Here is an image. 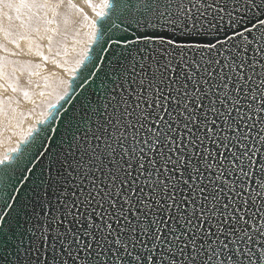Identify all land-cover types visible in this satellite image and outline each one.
Returning a JSON list of instances; mask_svg holds the SVG:
<instances>
[{"label": "snow or ice", "instance_id": "snow-or-ice-1", "mask_svg": "<svg viewBox=\"0 0 264 264\" xmlns=\"http://www.w3.org/2000/svg\"><path fill=\"white\" fill-rule=\"evenodd\" d=\"M103 6L91 67L0 158V264H264V0Z\"/></svg>", "mask_w": 264, "mask_h": 264}, {"label": "rangeland", "instance_id": "rangeland-1", "mask_svg": "<svg viewBox=\"0 0 264 264\" xmlns=\"http://www.w3.org/2000/svg\"><path fill=\"white\" fill-rule=\"evenodd\" d=\"M14 1L16 3H19V0H14ZM50 1L53 4V6L50 7V10H49L48 13L50 15L51 13H53V11L55 12V14L52 17H48L47 18V15H48L47 11L48 10L45 9V6H44L45 3H46L45 0H37V2L35 4H33L34 11H32L29 14V17H28V14H27L26 10H24L22 8L20 9L19 12H17L15 10L16 11L15 16L19 17L18 19H16V21L17 22L21 21L22 24L25 25L24 32L18 31V30L16 31L14 28H9L8 31H6L7 30V27H5L4 25L1 26L2 23L0 24V30H1L0 33L4 32V35H5V33L7 32L6 38L3 39L4 40L3 43L7 42V43L11 44L12 47L14 48L13 50H12V47L11 46L0 48V52L3 53L2 54L3 57L4 58L6 57L7 60L8 59H11L12 60V61L11 60H8V64L9 65L10 64L12 65V69L10 71H7V72L5 70H4L3 73L1 72L3 78H5L6 80L5 79H3V80L0 79V86H1L0 87V90L2 89L0 91V145L1 146L5 145L6 143H8L10 141H18L19 142V140H20L18 138L19 136L22 137L21 140L23 141L24 138L29 135V132H27L25 134V131L23 130L22 126L23 127L25 126L24 122L26 121L27 118L30 117V114L29 113H23V112H18L17 114H14V109L16 107L17 108L18 107H21L22 106V103H24L26 101V100L24 101V99H27V98H31L30 99L31 104H33V105L36 106L37 99H36V97L33 94H31V91L30 90L27 91V93H28L27 96L24 95V93L26 91L22 92V94H17L16 96H14V94H11L10 92L15 93V91H16V85H17L18 81H21V77H18L19 76L18 72L21 73V75H25L27 77V79L29 80L30 73H32L34 69H36L37 67H39L38 64H36V63L33 62L34 59L37 57L38 54L35 55L33 53H39V56L38 57L39 58L42 57V56L40 57V55H41V49H40L41 48V45L39 43V41H41V37H40V36H42L41 34L42 33H44V34L46 33L47 34L46 36H48L49 38L51 37L50 38V40H51L53 38V36H52L53 34H51L52 31L50 32L48 30L49 27H50L49 23H51L53 26L55 25L56 26V29L58 30V33H59V27L57 25V21L59 19L61 20V24L63 26L64 25H67V27H69L71 29L70 33H68L64 37V39H63L64 42H63L62 45H64V47L63 48L62 47L59 48V50L61 49L59 51L60 52V54H59L60 56L57 57V58H53V59H49L48 60V61H50L52 63H56V62H58V60H60L62 58V56H63V54H64V52L66 51L67 48H69V47L72 46L76 50H78V48L76 47V45L79 43L78 42V39L81 38L80 37L81 32H84L85 31V28H86L85 26H88L87 21H89L90 19H88V17H87L86 14H84L83 16L78 15V17H70L71 13L74 12V9L71 6V3L70 2H64L65 3L64 5H63V3H59L62 6V7L59 8L60 5L57 4L58 3V0H50ZM28 2L31 3V0H28ZM54 3H56V6L58 7L57 9H55L56 6H55ZM103 4H104V1H102V0H98V1L97 0H90V6L94 10L97 11V14L98 13H101L102 14L104 12L105 7L103 6ZM65 7H68L69 8V12H68V15L66 17L62 18L59 15L58 9H61V8H64L65 9ZM79 9H80V7H79ZM56 10H57V12H56ZM61 24H59V26H61ZM92 27H94V28H92V31H93L92 33L94 34V32H95L94 31L95 30L94 23H93V26ZM2 28H3V30H2ZM47 32H49V33H47ZM23 33L26 36H28V39L30 40L29 45L32 48V53H31V50H29V51H27V54H26V50L24 51L23 49H21V46L24 45V43H22V45L20 44L23 41V38H19V37ZM38 36H39V38H38ZM77 37H79V38H77ZM18 39H19V42H18ZM37 39L38 40L40 39V40L38 41ZM0 40H2L1 39V36H0ZM17 42H18V46L19 47L16 46L17 45ZM85 50L87 51L88 48H86ZM85 52L83 54H81V56H80L81 59H82V57L83 58L85 57ZM24 54H26V55H24ZM27 55H28V57H27ZM29 56L34 57V58H32L33 61H30V57ZM48 61L45 59V57H43L42 59H40L39 61H37V63L38 62L39 63H43V62H48ZM14 62H16V63H14ZM69 64H71V63H69ZM2 65H4V63L3 64H0V67L1 68H2ZM64 65L65 66L67 65L65 63V61H64ZM66 68H68V67H65V69ZM40 69H42V68L40 67ZM13 71L14 72L17 71V72L14 73ZM72 75H73V73L67 74V77L70 78ZM16 77H18V78H16ZM47 77L49 79V76H47ZM48 79H46V76L43 75L37 81V83L43 82V84H46V83L49 84L47 82ZM54 81H52V82H54ZM67 81H68V78H67ZM67 81L65 82L66 86L68 85V82ZM42 86H44V85H42ZM66 86H64L63 90L61 91L62 92L61 94H60V92H58L55 97L53 95L51 96V98H52L51 100L52 101L49 100L50 102H48V105L46 106V109H48L52 105L56 104V102L65 94V92H66V88L65 87ZM8 87H9V89H8ZM14 87H15V90H13ZM6 91L7 92L10 91V92L6 93ZM46 95H47V93H46ZM31 96H33V97H31ZM12 104H13V106H12ZM15 104H17V105H15ZM37 117L38 118H36L32 122V124L30 125V128H32V127L35 128L36 125H37L36 124L37 121H39V120L42 121V120H44L47 117L46 110H44L43 113H41ZM34 122H36V123H34ZM1 133H2V135H1ZM17 146L18 145H15L14 147L12 146L13 148L10 147L9 150L12 151ZM0 158H2V156H0Z\"/></svg>", "mask_w": 264, "mask_h": 264}, {"label": "bare ground", "instance_id": "bare-ground-1", "mask_svg": "<svg viewBox=\"0 0 264 264\" xmlns=\"http://www.w3.org/2000/svg\"><path fill=\"white\" fill-rule=\"evenodd\" d=\"M102 1H104V0H102ZM64 2H69V1L68 0H65ZM64 2H63V5L65 4ZM70 3H71V6L74 9V12L71 13L70 17H78V15L83 16L84 14H86L87 17H88V19H90L89 21H87L88 26H85L86 27L85 28V31L84 32H81V35H80L81 38L78 39V42L79 43L77 42L78 44L77 43H76L77 45L75 44L76 47L78 48V50H76L74 47L71 46V47H69V48L66 49V51L64 52L62 58L60 60H58V62L52 63V62L48 61L49 59L57 58V57L60 56L59 55L60 54L59 51L61 49L59 50V48H61V47L63 48L64 47V45H62L63 42H64L63 39L71 31V29L69 27H67V25H64L63 26L61 24V20L60 19L57 21V25L59 27V33H58V30L56 29V26L55 25L53 26L51 23H49L50 27H49L48 30L50 32L52 31L51 34H53L52 35L53 38L50 40L51 37L49 38L48 36H46L47 35L46 33L45 34L42 33L41 34L42 36H40L41 37V41H39L40 39L39 40L37 39L39 41L40 45H41V48H40L41 49V55H40V57L41 56L42 57H45L48 62H43V63H39L38 62L37 63V61H39L40 59H42V57L39 58L38 57L39 56L38 53H33L35 55L38 54L37 55L38 58L36 57L34 59V61H33L32 58H34V57H31L33 55L32 54L31 56H29L30 57V61H33L34 63L38 64L39 67L36 66L37 68L34 69L32 73H30L29 80L27 79V77L25 75H21V73L18 72V74H19L18 77H21V81H18V83L16 85V91H15V93H12V92L8 91L11 94H14V96H16L17 94H22V92H24V91L27 92V91L30 90L31 91V94H33L36 97V99H37L36 106L33 105V104H31V102H30V99L31 98H27V99H24V101L25 100L26 101L25 102L23 101L24 103H22V106L21 107H18V108L16 107L14 109V114H17L18 112H23V113H29L30 114V117L27 118L26 121L24 122L25 126L24 127L22 126L23 130L25 131V134L28 132V129L30 128V125L32 124V122L36 118H38L37 116H39L41 113H43L44 110H46V114L48 113V109L49 108L46 109V106L48 105V102L52 101L51 100L52 99L51 96L53 95L55 97L58 92H60V94L62 93L61 91L63 90L64 86H66L65 82L67 81V78L69 80V77H67V74L74 73V71L76 70V68L78 67V65L84 59L83 57L81 59V57H80L81 54H83L86 51L85 50L86 48H89V45H91V43L93 41V33H92L93 31H92V28H94V27H92V26H93V23H95L96 17L99 16V15H97V11L94 10L90 6V0H70ZM54 4L56 6V3H54ZM57 4H59V3H57ZM44 6H45V9L48 10L47 11V13H48L49 10H50V7H52L53 4L51 3L50 0H48V2H46ZM60 7H62V6L60 5L59 8ZM79 7H80V9H79ZM57 8L58 7L56 6L55 9H57ZM22 9L26 10V12L28 14V17H29V14L32 11H34V7L33 6L30 9L27 8V7H24ZM58 11H59V15L62 18H64V17H66L68 15L69 8L68 7H65V9L64 8H61V9H58ZM56 12H57V10H56ZM15 13H16V11H15L14 8L13 9H9L6 4L0 3V24L2 23L1 26L4 25L5 27H7V30L6 31H8L9 28H14L16 31L18 30V31L24 32L25 25L22 24L21 21H19V22L16 21L17 16H15ZM54 14H55L54 11L50 15L48 13L47 18L48 17H52ZM9 16L12 17L11 20H9ZM59 24H61V26H59ZM2 30H3V28H2ZM47 33H49V32H47ZM6 35H7V32L5 33V35H4V32L0 33V36H1V39H2V40H0V48H2V47H8V46H11L12 47V45L9 44V43H7V42L3 43V41H4L3 39L6 38ZM19 38H23V41L20 44L22 45V43H24V45L21 46V49H23L24 51L26 50V54H27V51H29V50H31V53H32V48L29 45L30 40L28 39V36H26L23 33V34L20 35ZM38 38H39V36H38ZM77 38H79V37H77ZM18 42H19V39H18ZM18 42H17V45L16 46H18ZM13 49L14 48L12 47V50ZM86 52H85V55H86ZM2 54L3 53L0 52V64H3L4 63V65H2V68L0 67L1 68L0 69V79L3 80L5 78H3L2 73L4 72V70L6 72L7 71H10L12 69V65L11 64L10 65L8 64V60H11V59H8L7 60V58L6 57L4 58ZM26 54H24V55H26ZM27 57H28V55H27ZM64 61L67 64L66 66L64 65ZM14 63H16V62H14ZM69 63H71V64H69ZM64 66L65 67H68V68L65 69ZM40 67L43 70L40 69ZM15 72H17V71H15ZM43 75L46 76V79H48L47 76H49V79L47 81L49 84L46 83L47 84L46 85V84H43V82L37 83V81ZM18 77H16V78H18ZM52 81H54V82H52ZM42 85H44V86H42ZM67 86L65 87L66 90H67ZM8 89H9V87H8ZM8 92L6 91V93H8ZM41 93H43V95H41ZM46 93H47V95H46ZM31 97H33V96H31ZM15 105H17V104H15ZM12 106H13V104H12ZM34 123H36V122H34ZM1 135H2V133H1ZM18 138L20 139L19 142L18 141H10V142L6 143L3 146L0 145V153H1L0 156L3 157L4 155L7 154V152H11L9 150L10 147H12V146L14 147L15 145H19L20 141H22L21 140L22 137L19 136Z\"/></svg>", "mask_w": 264, "mask_h": 264}, {"label": "water", "instance_id": "water-1", "mask_svg": "<svg viewBox=\"0 0 264 264\" xmlns=\"http://www.w3.org/2000/svg\"><path fill=\"white\" fill-rule=\"evenodd\" d=\"M108 12H110V9H108V8L105 7L104 12H103L101 15H103L104 13H108ZM101 15H99V16L96 17V19H95V23H94V26H95V32H94V33L97 32V29L100 27L101 23H103V21H102V19H101ZM116 19H117V22L120 23L121 20L123 19V17L121 16V17H118V18H116ZM124 26H126V25H122V27H124ZM159 30H160V29H157V31H159ZM148 31H152V30L149 29ZM128 35H131V31L128 33ZM133 38H135V37H133ZM104 39H107V34L104 36ZM197 39H199V38H193V41H192V42H194V41L197 40ZM99 48H100V45H99L98 43H96L95 40L93 39L91 45H89V48H88V50H87V52H86V55H85L84 59H83L82 62L78 65V67H77L76 70L74 71L73 75L69 78V80H68V86H67V90H66L65 94H64V95H63V96H62V97L56 102V104H54V105H52L51 107H49V109H48V113H47V117H48L49 114L54 110V108H56V107H58L60 104H63V103H64V100L67 99L68 95H71V94H72V88L69 87V85H72V84H73V78H74V77H77V78H78V77H79V74L84 70V68H85L86 65H87L88 67H91V63L86 59V57H88V56H93V50L95 49L96 51H99ZM113 51H114L113 49H108V50H107L106 52H104L102 55L105 56L106 58L110 59V58H112ZM93 58H94V56H93ZM91 79H92V78H90V80H91ZM76 82L78 83V79L76 80ZM99 85H100V82L97 81L96 84L93 86V88H95V89L98 90V89H99ZM81 91H82V89H77V90H76V96H78L79 93H80ZM91 92H92V89L90 88V89H89V93L91 94ZM74 104H76V99H75V98H74L71 102L65 104V108H67V109H71V108L73 107ZM76 107L79 108V105L77 104ZM62 115H63V112H61V116H62ZM47 117H46V118H47ZM44 120H45V119H44ZM42 121H43V120H42ZM39 126H40V125L37 123L36 127H39ZM22 142H23V141H21V142L19 143V145L22 146ZM12 154H13V152L11 151V152H8L6 155H12ZM26 183H27L26 181H23V180L20 178V176H19L18 173H15V174L12 175V178H11L9 184H8L7 191L12 192V195H13V196H17V197H19L21 200H23V199H24V194H23V193H19V192H15V191H13V185H15V187H17V188H24V186H25ZM9 202L15 204V201H9ZM5 211H11V210H10V209H5ZM37 211H39V210L37 209Z\"/></svg>", "mask_w": 264, "mask_h": 264}]
</instances>
